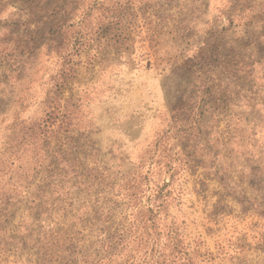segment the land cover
I'll use <instances>...</instances> for the list:
<instances>
[{"label":"rangeland","instance_id":"1","mask_svg":"<svg viewBox=\"0 0 264 264\" xmlns=\"http://www.w3.org/2000/svg\"><path fill=\"white\" fill-rule=\"evenodd\" d=\"M0 264H264V0H0Z\"/></svg>","mask_w":264,"mask_h":264}]
</instances>
